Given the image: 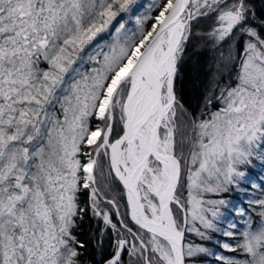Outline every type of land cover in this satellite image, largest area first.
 <instances>
[{
    "label": "snow or ice",
    "instance_id": "obj_1",
    "mask_svg": "<svg viewBox=\"0 0 264 264\" xmlns=\"http://www.w3.org/2000/svg\"><path fill=\"white\" fill-rule=\"evenodd\" d=\"M0 264H264V0H0Z\"/></svg>",
    "mask_w": 264,
    "mask_h": 264
}]
</instances>
